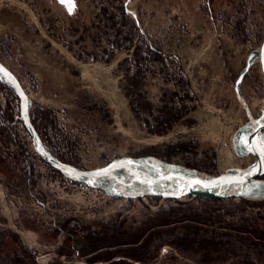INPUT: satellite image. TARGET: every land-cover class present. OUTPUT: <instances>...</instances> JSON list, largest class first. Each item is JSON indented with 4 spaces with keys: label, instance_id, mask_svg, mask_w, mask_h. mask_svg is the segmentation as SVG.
Masks as SVG:
<instances>
[{
    "label": "rangeland",
    "instance_id": "1",
    "mask_svg": "<svg viewBox=\"0 0 264 264\" xmlns=\"http://www.w3.org/2000/svg\"><path fill=\"white\" fill-rule=\"evenodd\" d=\"M74 2L70 14L60 0H0V66L19 85L0 72V264H110L91 263L83 237L123 223L134 236L146 232L153 258L113 262L264 264V206H257L264 197L188 194L176 202L129 195L115 178L73 179L60 167L100 176L119 161L154 159L215 180L253 172L261 157L246 151L241 135L264 123V0ZM122 7L130 26L120 38L163 55L148 63L144 84L155 114L164 91L170 106L194 108L165 136L150 134L130 108L127 66L118 65L130 53L102 60L113 29L96 36L97 48L88 35L79 41L85 28L97 33L93 24L110 26L108 16ZM177 145L184 153L169 158Z\"/></svg>",
    "mask_w": 264,
    "mask_h": 264
},
{
    "label": "trees",
    "instance_id": "2",
    "mask_svg": "<svg viewBox=\"0 0 264 264\" xmlns=\"http://www.w3.org/2000/svg\"><path fill=\"white\" fill-rule=\"evenodd\" d=\"M109 10L102 9L101 16H107ZM108 21H110V26L104 27L102 24L98 26L93 24V27L98 29L95 35L91 34V27L85 28V34L81 36L80 40L86 39V36L92 38L93 44L95 43V47L97 48L96 36L102 34H107V31L113 29L114 31V40L109 41L113 49L103 48L102 51L106 58H102L103 61L111 62L115 56L116 51L126 50L130 53L131 58H126L118 65L120 68L127 66L125 68V80L127 82L126 88V98L129 100V105L134 113V115L138 119H142L144 125L148 132L152 135L157 136H165L169 134L176 123L185 119L190 113L194 111L193 107L188 108L187 106H170L166 102V91L160 96V103L162 105L161 108L158 109L159 115L155 114L156 106L151 102L150 95L147 91H145V83L147 80V73L151 71L148 67V63L150 61H163V55L158 50H152L150 48H146L145 50L137 45L134 44L133 40H131L129 35L121 37V30H123V26H130L128 22V16L126 10L122 7L121 10L111 12L108 16ZM116 25L121 27L116 28ZM132 28V26H131ZM123 37V36H122ZM78 41V42H79ZM70 51H73L72 47L68 48ZM78 59L83 60L81 55H77L74 53ZM95 55V54H94ZM94 60H97L96 55L94 56ZM188 86V85H187ZM177 96V93H173L172 97ZM184 99H191L190 95L185 96L181 102L184 103ZM144 115V118L141 116ZM172 153L168 154L169 158L175 155H180L184 153L183 146L177 145L171 148ZM157 157L161 159H165L159 154L154 153H147L144 157ZM260 179H264L261 177ZM199 200V198H197ZM171 201H176L175 199H171ZM221 201V200H217ZM255 206L256 204H250ZM257 206H264V204H258ZM199 218L197 216H189V221H197ZM183 222V220H181ZM124 224V223H123ZM120 224L118 227H104L99 232H92L89 230L87 234L83 237L85 242V246L82 248V252L84 256H92L89 261L91 263H95L98 261H105V262H112L110 264H128L125 261H115L113 262L114 258L117 256H122L128 258L132 261L147 263L151 261L153 256L148 254L147 250L145 249L148 245L149 241L147 238L143 240L144 236H146V232L144 231L138 235L134 236L133 234L127 232L124 229V225ZM64 227V231H66L68 236L73 237V230H68L66 226ZM154 228V227H152ZM241 231V230H240ZM252 234L255 237H261L263 234L259 229L252 230ZM185 243V241H183ZM189 243V242H188ZM213 240H202L201 245L208 247L213 245ZM62 252V251H61ZM103 256L105 258H97L98 256ZM52 264H60L59 262H54Z\"/></svg>",
    "mask_w": 264,
    "mask_h": 264
},
{
    "label": "bare ground",
    "instance_id": "3",
    "mask_svg": "<svg viewBox=\"0 0 264 264\" xmlns=\"http://www.w3.org/2000/svg\"><path fill=\"white\" fill-rule=\"evenodd\" d=\"M5 75L12 81V78L6 72ZM262 127H264L263 121L253 122L241 135L243 147L248 151L257 153L261 157V163L253 172L248 173L249 175L231 172L227 177L215 180L200 175L196 171L164 164L154 159L119 161L102 171L100 176H89L70 168H67L66 171V166L60 165V167L66 176L73 179L86 180V182L90 183L100 182L105 184L107 182L103 178L108 177L111 180L115 178L117 183H123L121 188L129 195L163 194L166 197L176 196L181 199L186 194L192 193L204 197L226 198L249 195L262 198L264 197V181L250 179L246 182L243 180L244 178H253L257 174L264 172V150H261V145H264V137L259 131ZM53 163L60 164L56 161ZM151 179L156 180V182H151ZM112 182L114 181L112 180Z\"/></svg>",
    "mask_w": 264,
    "mask_h": 264
},
{
    "label": "water",
    "instance_id": "4",
    "mask_svg": "<svg viewBox=\"0 0 264 264\" xmlns=\"http://www.w3.org/2000/svg\"><path fill=\"white\" fill-rule=\"evenodd\" d=\"M1 67V66H0ZM2 69H3V72L5 73H7L11 78H12V81L14 82V84L16 85V87L19 89V85H18V83H17V81H16V79L14 78V76L12 75V74H10L8 71H6L3 67H2ZM33 135V134H32ZM34 136V138H36V136L35 135H33ZM247 152H250V151H248V150H246ZM252 153V152H251ZM51 162V161H50ZM52 163V162H51ZM54 164V163H53ZM61 171V170H60ZM62 172V171H61ZM261 177H264V172L263 173H260V174H257L256 176H254L253 178H244L243 180L244 181H249L250 179H254V180H260V178ZM188 194H192V193H188ZM188 194H186V195H188ZM159 196H162L163 198H170V199H175V200H179L180 201V198H178V197H176V196H169V197H166V196H164L163 194H158ZM185 195V196H186ZM194 197H202V198H209V199H224V198H222V197H204V196H199V195H194V194H192ZM231 197V196H230ZM226 198H229V197H226Z\"/></svg>",
    "mask_w": 264,
    "mask_h": 264
},
{
    "label": "snow or ice",
    "instance_id": "5",
    "mask_svg": "<svg viewBox=\"0 0 264 264\" xmlns=\"http://www.w3.org/2000/svg\"><path fill=\"white\" fill-rule=\"evenodd\" d=\"M62 4L65 5V7L68 9L69 13L71 14L72 10L75 8V2L74 0H60ZM3 69L0 67V72H2ZM261 150H264V145H261Z\"/></svg>",
    "mask_w": 264,
    "mask_h": 264
}]
</instances>
